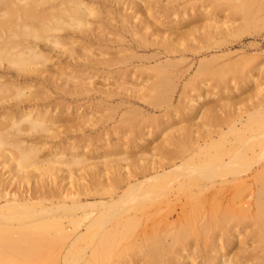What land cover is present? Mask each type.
<instances>
[{
	"label": "bare ground",
	"instance_id": "obj_1",
	"mask_svg": "<svg viewBox=\"0 0 264 264\" xmlns=\"http://www.w3.org/2000/svg\"><path fill=\"white\" fill-rule=\"evenodd\" d=\"M242 11L252 18L246 6ZM190 17L179 5L157 7L149 0H0V244L16 249L20 264H240L244 257L264 264V98L249 111L231 112L226 127L191 128L186 136L193 146L177 152L172 163L149 154L133 175L113 182L77 183L75 169L90 164L85 140L63 138L44 154L49 139L61 136L50 123L58 116L50 108L57 106L40 102L33 90L50 65L81 75L133 70L139 66L131 60L141 50L152 51L142 57L157 63L142 71L161 70L171 63L160 62V51L176 47L166 34L175 35V27ZM166 23L172 32L164 30ZM114 46L125 56L103 58ZM168 76L159 75V81ZM65 78L69 92L71 80L81 89L93 77ZM155 83L130 84L124 91L143 97L154 88L150 99L159 105L166 84ZM201 98L188 107V116L197 113ZM69 108L60 107L62 113ZM172 108L162 111L167 115ZM150 135L145 132L143 142ZM116 146L108 144L105 151ZM126 162L100 164L120 171ZM60 172L75 190L54 178V186L46 187L44 176ZM179 215L185 217L172 220ZM206 232H212L211 244H189L191 236Z\"/></svg>",
	"mask_w": 264,
	"mask_h": 264
},
{
	"label": "rangeland",
	"instance_id": "obj_2",
	"mask_svg": "<svg viewBox=\"0 0 264 264\" xmlns=\"http://www.w3.org/2000/svg\"><path fill=\"white\" fill-rule=\"evenodd\" d=\"M149 1L157 7L176 4L185 15H191L175 27V35L169 33L174 30L171 24L162 25L170 35L166 34L169 44L174 43L176 47L173 52L172 49L168 52L167 49L160 51V62L170 61L171 64L161 70L150 68L148 72H143L142 68L147 64L155 66L157 63L142 57L151 55L152 51L139 50L131 60L139 67L133 70L128 67L124 71H89L81 75L70 74L68 70L60 71L56 69L57 66L50 65L48 72L40 75V83L33 88L35 93L43 98L40 102L47 101L57 106L55 109L53 107V111L52 107L50 108L52 114L58 115L50 123L52 129L58 128L61 131V136L49 139L44 154L63 138L73 144L86 141L88 152L85 157L90 164L85 169L76 168L74 174L77 183L83 186L90 187L95 181L113 182L119 175L127 177L130 172L133 175L149 154H154L156 161L162 164H170L175 160L177 152L180 155L193 146L191 138H188L191 128L216 130L219 128L217 125L221 124L226 127L225 119L228 120L231 112H240V108L249 111V108L264 98V0ZM245 6L250 10V19H245L246 15L242 11ZM165 17L166 15L161 18ZM176 37L179 41H176ZM126 39L130 37L127 36ZM133 44L138 45L137 42ZM121 48H109L110 53L103 58L122 59L125 52L121 51ZM55 61L56 57L53 62ZM47 75H50L52 80H45L44 76ZM66 75L79 76L82 79L93 77L92 83L86 81V86L75 89L72 84L78 82L71 80L70 91L67 92L64 85ZM121 75L126 77L117 80ZM159 75L169 76L160 78L159 81ZM43 80L45 81L41 82ZM116 80L120 86L123 85L122 90H119V85H113ZM155 82L166 84V89L163 87L161 93L159 92L165 101L159 105L153 104L150 99L155 94L154 88L147 89L143 97L131 91H124L130 84L142 83L152 87ZM199 87L201 89H198ZM113 89L117 90L116 93L114 91L107 97ZM199 94H202L199 105L201 108L198 106L197 113L192 117L188 116L191 109L188 107ZM64 104L70 105L66 113H62L60 109ZM169 107H173V111L165 115L162 109ZM194 124L196 125L193 126ZM145 132H150L151 135L143 142ZM177 140L179 142H176ZM70 142L67 147L72 145ZM108 144L117 145L116 149L105 151ZM120 158L127 159L126 168L120 171L110 170L100 164ZM63 175L65 173L60 172L57 176H44L48 183L46 187L54 186L55 183H50L54 178L68 189L75 190L77 187L71 183V179L64 180ZM36 184L31 183L32 186ZM126 186L124 182L120 191ZM80 197L82 200L85 198L84 194ZM45 204L50 205L52 202L47 200ZM183 217L185 216H175L172 220ZM188 240L189 244H211L213 236L212 232L199 233ZM248 240L246 244H252L251 240ZM67 245L63 244L65 248ZM231 249L230 247L227 253L232 255L234 252H230ZM202 258L201 256L200 259ZM4 260L12 264H20L21 261L16 249H9V246L0 244V262ZM247 261L244 257L240 264L254 263Z\"/></svg>",
	"mask_w": 264,
	"mask_h": 264
}]
</instances>
